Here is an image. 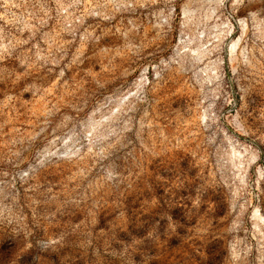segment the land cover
Masks as SVG:
<instances>
[{"label":"rangeland","instance_id":"rangeland-1","mask_svg":"<svg viewBox=\"0 0 264 264\" xmlns=\"http://www.w3.org/2000/svg\"><path fill=\"white\" fill-rule=\"evenodd\" d=\"M0 264H264V0H0Z\"/></svg>","mask_w":264,"mask_h":264}]
</instances>
